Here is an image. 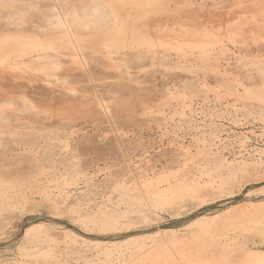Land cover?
Here are the masks:
<instances>
[{
	"label": "rangeland",
	"instance_id": "rangeland-1",
	"mask_svg": "<svg viewBox=\"0 0 264 264\" xmlns=\"http://www.w3.org/2000/svg\"><path fill=\"white\" fill-rule=\"evenodd\" d=\"M204 2L198 5L199 0L195 8L231 7L229 0ZM224 37L229 54L239 53L231 35L225 33ZM258 55L226 57L232 63L224 65L228 68H220L216 75L211 67L191 65L182 69L178 78L173 77L175 71H163L158 66L155 73H146L143 78L131 74L130 90L142 97L148 93L147 99L132 106L141 111L145 107L153 110L147 116L122 113L109 117L104 109L111 101L103 104L104 108L97 105L95 114L88 106L79 105L81 110L75 108L64 115L43 116L39 111L31 115L32 123L36 122L30 129L34 151L25 152L13 145L11 149H0V264H64L65 260L67 264H83L87 260L92 264H125L132 248L151 249L153 243L168 242L191 231L206 232L220 241L233 240L243 253L264 255V205L240 206L264 202V116L260 114L264 103L235 102V96L246 91L238 82L256 88L263 85L255 72L244 67L249 61L259 60ZM192 77L197 79L194 87L176 82ZM108 87L98 88L104 100L119 92L116 87ZM205 88L208 93L199 92ZM35 91L36 105L44 104L46 98L53 105L68 100L54 97L56 102L48 91ZM189 91H196L193 102L178 99L179 92ZM219 93L233 95L227 100L220 98ZM170 95L168 104L164 101L160 105L159 100ZM17 100L16 105L22 106V100ZM2 104L5 109L16 107ZM109 107L117 106L110 103ZM18 116L21 124L26 123L29 114L21 112ZM10 117L17 122L16 116ZM22 127L23 124L18 127L19 135L25 138ZM175 180L196 187L198 193L192 194L195 198H189V194L185 201L178 200L184 196L180 192L183 186ZM158 189L166 195L165 199ZM153 192L158 195L154 197ZM176 194L180 195L177 201L169 202ZM145 197L149 202L142 206ZM150 202L154 207L149 206ZM224 212L227 220L224 216L219 218L222 222L213 220ZM249 216L228 228L219 227L226 221L235 223ZM202 217L208 221H198ZM29 228L36 230L25 239ZM203 232L200 234L205 236ZM137 260L134 262L141 264ZM132 262L129 259L126 264Z\"/></svg>",
	"mask_w": 264,
	"mask_h": 264
},
{
	"label": "bare ground",
	"instance_id": "bare-ground-1",
	"mask_svg": "<svg viewBox=\"0 0 264 264\" xmlns=\"http://www.w3.org/2000/svg\"><path fill=\"white\" fill-rule=\"evenodd\" d=\"M198 2L199 0H0V149H11L13 145L16 149L23 148L25 152L32 153L34 143L32 139L30 140L32 134L30 129L36 122L32 123L34 120L30 117L38 111L43 116L59 115L75 108L78 110L79 105H85L95 114L97 105H106V102L111 101L110 103L117 107L111 108L110 103H107L104 113L109 117L114 118L122 113L129 116H147L153 110L149 111L145 107L141 111V108L132 105L144 98L147 99L148 93L145 92L146 97L133 93L129 83L132 81L131 74L136 73L143 78L146 73H155L156 66L163 71H175L174 78L180 77V71L188 65L200 69L211 67L213 74L216 75L220 68H228L224 65L232 63V60L226 57L235 55L243 57L242 55L258 52L259 60L249 61L244 64V67L255 72L264 86V0H229L230 8L216 7L209 10L202 7L195 8ZM202 4H205L204 0H201L198 5ZM225 33L231 35L232 43L239 53L229 54L225 43L227 40L224 37ZM196 80L194 77L191 80L181 78L176 79V82H182L187 87H194ZM238 83L244 85L246 91L244 94L236 95L235 102L264 103V88H260L262 86L256 88L249 87V84L244 81ZM108 86L116 87L119 92H114L112 96L109 95L107 100H104L98 88ZM37 88L48 91L50 99L63 97L68 100L62 104L53 105L46 98L44 104L36 105L34 98ZM108 89H105V92ZM84 90H89V93H83ZM18 92L23 95L18 96ZM199 92L208 93L209 90L205 88ZM219 94L220 98L227 100H230L233 95L232 93ZM195 96L196 91L179 92L177 95L178 99L188 98L191 102ZM17 99L22 100V106L16 105ZM168 99H171V95L170 98L159 100L160 105L163 106L161 103ZM2 103L16 105L18 108L16 110L13 106V108L5 109ZM262 108L260 114L264 116V107ZM21 112L29 114L26 123L20 119L23 122L21 133L25 135V138H21L18 129L19 125L21 126L18 114ZM10 115L16 116L17 122H13ZM47 117L45 116L44 119ZM16 159L13 161L17 163ZM13 167L14 165H11L12 169ZM12 175L14 176L13 173ZM185 178L183 181H186ZM175 181L178 183L180 180ZM179 183L183 186L180 192L182 191L181 194L184 196L181 198L179 194H176L174 199H169V202L175 201L178 195L180 197L178 200H183L189 194V198H192L194 197L192 194L198 193L196 187H189L182 181ZM151 184L153 183L149 185ZM150 192H152L151 189ZM154 192V197L162 194L165 199L166 195L160 193L159 189L158 194ZM133 195L139 200L136 196L138 194ZM158 198L159 203L161 199ZM145 199L146 197L142 199L143 202H138H141V205L149 202ZM166 200H164L165 203H168ZM260 204L264 205V202H250L240 206ZM152 205L154 204L149 206ZM225 213L216 215L213 220L218 219L219 221L216 222H222L223 216L227 220ZM250 217L235 223L226 221L219 227L220 229L228 228ZM104 218L106 220L107 217ZM198 221L204 222L208 219L202 217ZM34 229H27L24 238L28 239ZM191 232H186L187 235L182 233L181 237L177 234L178 236L169 239L170 241H161L158 245L153 243L151 249L144 247L141 250L143 247L135 246L136 248L130 251L128 260L133 261V264H136L134 260L137 259V261L141 260V264L145 261L150 264H264L262 253H243L244 251L237 248L233 240L220 241L217 237L208 236L203 231L196 232L206 233L205 236L196 235L195 231L193 234ZM68 234L66 232V235ZM240 252L241 254H237ZM65 261L62 263L67 264V260ZM11 264L33 263L21 261ZM77 264L82 263L77 262ZM83 264L92 263L87 260Z\"/></svg>",
	"mask_w": 264,
	"mask_h": 264
}]
</instances>
